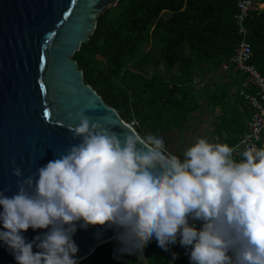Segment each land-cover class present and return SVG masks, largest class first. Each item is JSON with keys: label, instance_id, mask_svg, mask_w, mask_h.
Here are the masks:
<instances>
[{"label": "clouds", "instance_id": "9594fccd", "mask_svg": "<svg viewBox=\"0 0 264 264\" xmlns=\"http://www.w3.org/2000/svg\"><path fill=\"white\" fill-rule=\"evenodd\" d=\"M247 84L251 116L242 92L258 90ZM85 112L68 113L78 143L27 177L14 167L18 191L0 190V241L17 264H80L73 237L96 226L115 231L118 253L140 259L155 239L165 251L179 242L191 264H264V147L246 144L237 159L219 136H201L181 158L161 136L133 124L117 132ZM29 228L45 231L28 241Z\"/></svg>", "mask_w": 264, "mask_h": 264}, {"label": "trees", "instance_id": "16d2710c", "mask_svg": "<svg viewBox=\"0 0 264 264\" xmlns=\"http://www.w3.org/2000/svg\"><path fill=\"white\" fill-rule=\"evenodd\" d=\"M237 2L118 0L98 16L94 32L74 57L86 83L141 135L163 137L170 151L171 135L185 129L190 115L202 107L194 86L227 65L228 82L216 84L213 93L208 87L205 93L208 111L215 115V138L233 146L248 131L250 117L240 92L256 93L232 63L244 37L235 18ZM244 26L253 48L251 62L264 75V9L248 17ZM119 247L100 245L80 264H191L188 250L179 242L165 251L153 239L143 259L120 254ZM173 253L178 254L175 260Z\"/></svg>", "mask_w": 264, "mask_h": 264}, {"label": "water", "instance_id": "95a60500", "mask_svg": "<svg viewBox=\"0 0 264 264\" xmlns=\"http://www.w3.org/2000/svg\"><path fill=\"white\" fill-rule=\"evenodd\" d=\"M117 2L0 0V190L6 195L18 191L21 178L13 175L14 167L27 177L79 142L68 129L74 123L69 112L84 109L93 121L129 131L131 124L85 82L74 57L94 32L98 16ZM44 231L29 228L23 234L31 241ZM97 231L102 237H96ZM114 235L113 229L101 226L78 228L73 238L80 263L100 245L112 243ZM0 264H17L2 241Z\"/></svg>", "mask_w": 264, "mask_h": 264}, {"label": "built area", "instance_id": "2783aa9c", "mask_svg": "<svg viewBox=\"0 0 264 264\" xmlns=\"http://www.w3.org/2000/svg\"><path fill=\"white\" fill-rule=\"evenodd\" d=\"M261 1L238 0L237 2L238 13H236L235 18L240 26V34L244 37L238 44L232 61L236 68L247 76L249 85L258 90L257 94L242 92V95L250 104L251 116L248 121V131L239 143L232 146L236 148L234 155L237 159L240 158L239 153L244 150L246 144L264 147V76L251 62L253 48L246 38L247 30L244 26L248 17H251L254 12L264 9V4L260 3Z\"/></svg>", "mask_w": 264, "mask_h": 264}, {"label": "rangeland", "instance_id": "374dc122", "mask_svg": "<svg viewBox=\"0 0 264 264\" xmlns=\"http://www.w3.org/2000/svg\"><path fill=\"white\" fill-rule=\"evenodd\" d=\"M149 49H151V47ZM162 73H164L163 68ZM210 77H212V79H207L203 82L197 80L198 82L194 86V92L198 96L202 107L196 113L190 115V121L185 127V129L181 130L182 133L180 132V130H178L172 134L171 152L173 151L176 153L181 151V153L183 154L184 150L192 143H194V141L198 137L201 136L207 137L209 140L215 141V115L213 116L212 113L208 111V99L206 97L205 92L207 91V88L210 87L211 92L213 93L216 88V84L228 81L224 69L217 70ZM184 141L185 143H187L186 147H184ZM112 244L119 245L118 241L116 240H114Z\"/></svg>", "mask_w": 264, "mask_h": 264}, {"label": "crops", "instance_id": "0c3cea01", "mask_svg": "<svg viewBox=\"0 0 264 264\" xmlns=\"http://www.w3.org/2000/svg\"><path fill=\"white\" fill-rule=\"evenodd\" d=\"M236 90V89H235ZM247 123H248V120H247ZM180 132L182 133V131L180 130ZM181 133H180V135H181ZM181 139H182V136H181ZM172 140V135H171V138H170V141ZM181 141V140H180ZM172 143V142H171ZM184 143H185V141H184ZM180 144H181V142H180ZM186 145H187V143H185V146L184 147H186ZM181 146V145H180ZM184 147H180V148H184ZM177 153H181V151L180 152H177Z\"/></svg>", "mask_w": 264, "mask_h": 264}, {"label": "bare ground", "instance_id": "6f19581e", "mask_svg": "<svg viewBox=\"0 0 264 264\" xmlns=\"http://www.w3.org/2000/svg\"><path fill=\"white\" fill-rule=\"evenodd\" d=\"M114 241V240H113Z\"/></svg>", "mask_w": 264, "mask_h": 264}]
</instances>
